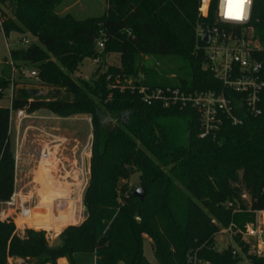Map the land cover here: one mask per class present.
I'll list each match as a JSON object with an SVG mask.
<instances>
[{
  "label": "trees",
  "instance_id": "1",
  "mask_svg": "<svg viewBox=\"0 0 264 264\" xmlns=\"http://www.w3.org/2000/svg\"><path fill=\"white\" fill-rule=\"evenodd\" d=\"M200 3L107 0L103 15L77 19L58 12L62 0H0L4 34L29 32L35 38L0 62V101L12 90L11 106H0V203L15 193L13 111L33 115L47 109L62 118L81 113L93 118L90 178L83 196L88 217L67 226L55 246L45 230H36L41 228L21 235L13 221L0 220V264L12 257L25 264H58L60 258L68 264H152L144 254L146 238L158 264H237L238 253L231 246L220 250L216 235L219 224L246 228L264 211V92L262 114L245 116L239 125L225 120L219 130L201 137L195 107L148 105L137 89H121L128 79L135 86L192 93L222 89L205 67L203 52L196 51L197 27L213 24L218 0H212L208 17L201 15ZM250 24L264 46V0H254ZM109 53L121 56L119 66H110L92 83L74 76L85 59ZM158 56L184 61L186 77L176 83H151L153 73L139 78V58ZM261 60L264 79V53ZM13 68L35 70L49 94L16 81ZM104 114L116 124H104ZM136 173L146 189L143 201L128 184ZM235 238L241 252L249 253L242 236ZM248 258L264 264V253Z\"/></svg>",
  "mask_w": 264,
  "mask_h": 264
},
{
  "label": "built area",
  "instance_id": "2",
  "mask_svg": "<svg viewBox=\"0 0 264 264\" xmlns=\"http://www.w3.org/2000/svg\"><path fill=\"white\" fill-rule=\"evenodd\" d=\"M212 0H201L199 11L202 16L208 17ZM241 0H218L212 25H198L196 30V51L204 54L205 67L214 72L222 83L221 90L188 91L178 87H150L146 85L135 86L132 80L121 89H137L143 101L152 105L162 103L165 107L178 104L195 107L200 115L202 124L201 137H206L219 130L225 120L233 125H239L244 117L262 114V95L264 92V79L262 76L264 46L260 43L255 29L251 26L252 9L254 0H243V10L240 12L238 5ZM240 12L241 18L236 15ZM224 26H229L225 28ZM208 42H204L206 35ZM104 39H100L98 47L104 48ZM95 60H99V57ZM13 70H15L13 68ZM15 70L14 72H16ZM21 72L28 78H35V70L22 69ZM113 87H118L114 85ZM32 116H35L34 114ZM29 117L24 109L13 111L11 122H21ZM77 118V117H75ZM78 119V118H77ZM91 126L93 118L87 115L84 118ZM51 138L40 151L39 164L44 163L50 167L56 160L57 147L67 142L64 136L55 135L49 131H41ZM93 137V134L91 135ZM93 138L83 148L81 166L87 167L92 156ZM89 162V163H88ZM83 188L79 190V193ZM15 192V191H14ZM249 200V196L245 195ZM34 204L29 198L16 191L11 198L0 203V220L13 221L16 231H25L31 226L25 224L30 217ZM33 228V227H32ZM31 228V229H32ZM245 234L248 238L258 240V254L264 253V225H247Z\"/></svg>",
  "mask_w": 264,
  "mask_h": 264
},
{
  "label": "rangeland",
  "instance_id": "3",
  "mask_svg": "<svg viewBox=\"0 0 264 264\" xmlns=\"http://www.w3.org/2000/svg\"><path fill=\"white\" fill-rule=\"evenodd\" d=\"M1 7L4 9V11L7 14H10V10L6 7ZM107 10V0H62V5L58 8V12L62 15H66L68 13L74 15L77 19H85L87 17H98L103 15ZM1 17H0V62L4 61L6 58L10 57V50L11 49H17V48H27L29 43L35 42L34 36L27 32L24 34H20L18 32H12L9 36H6L4 32L1 30ZM120 57L117 53H109L105 54L103 57L100 56L99 60L90 59L87 58L83 61V63L80 65V68L77 72H75L74 76L76 78H82L84 80H87L88 82L92 83L95 79L98 78L100 74L105 72L110 66H119L120 65ZM138 67L140 74L139 78H144L145 76L149 75L150 73H153L154 78H152L151 83H176L178 77H186L188 67L185 64L184 61L181 59H176L174 57H153V58H147L142 57L138 60ZM28 70H31L30 68H27ZM14 76V79L21 84H27L30 88H36L39 90V94L41 95H47L50 92V89L47 87H43L39 85L36 78H28L24 76L21 72L16 71L15 74H12V77ZM132 79H128L126 82H130ZM153 81V82H152ZM125 83V82H124ZM12 92V90L8 91V97H6L4 100L0 101V106L6 107L9 106L10 100L9 95ZM85 114V113H81ZM35 116L38 115V113L34 114ZM79 115V114H77ZM87 115V114H86ZM32 115H29V117H26L20 124L19 131L21 132V137L23 138L26 136V140L22 144L25 148V142H28V145L30 146L29 153L30 155H37L36 149L34 147L32 148L31 140H35V136H43L41 131H51L52 128H55L57 125V122L60 120L53 121L50 124L46 123H39L38 120L31 118ZM73 117H77L76 115ZM104 124H113L115 125L116 122L112 119L111 116L108 114L103 115ZM78 119L69 121V122H61V127H64L65 125H70L77 136H79V142L80 146L85 147L93 133V127L91 128L90 124L85 120L81 119L80 117H77ZM15 123H11V131L15 130ZM69 123V124H68ZM23 135V136H22ZM22 139H20V144L22 143ZM92 157V156H91ZM90 157V159H91ZM92 161V160H90ZM139 173H136L129 181V187L133 188L135 191L137 188H139L141 185ZM15 191V190H14ZM27 191V190H26ZM84 194V193H83ZM83 194H80L81 197ZM248 195V193L244 192L242 195V198L245 200V202H248V199L244 196ZM249 196V195H248ZM44 198V197H43ZM42 198V205H45L47 203L44 202V199ZM82 203V201H81ZM33 204V203H32ZM49 205V204H48ZM75 205V206H74ZM81 204V213H79V220H85L84 218V207ZM74 208H77V205L73 203ZM71 217L66 220V223H70L77 218ZM69 225H72L69 224ZM67 225V226H69ZM77 225V224H74ZM236 226L230 225L229 227H224L219 224L220 231L216 235V242L217 246L220 250L223 251V249L231 246L235 252L238 253V256H240V260L237 262V264H251L250 259L248 258V255L250 254H258V240L248 238L245 234L246 228L239 227L236 223ZM247 225H264V211L259 212V214H256V218L254 222H250ZM246 225V227H247ZM237 227V228H236ZM36 230H43V229H36ZM47 232V231H46ZM240 234L242 236V239L245 240L249 244V253L243 254L241 252V248L239 247L238 243L236 242L235 236ZM51 234L49 231L47 232V238L48 241L52 244L54 238L59 237L60 234ZM144 254L147 257V259L152 264H158L157 259L154 255V250L151 241L146 238L144 241ZM9 262V259H8Z\"/></svg>",
  "mask_w": 264,
  "mask_h": 264
},
{
  "label": "crops",
  "instance_id": "4",
  "mask_svg": "<svg viewBox=\"0 0 264 264\" xmlns=\"http://www.w3.org/2000/svg\"><path fill=\"white\" fill-rule=\"evenodd\" d=\"M9 106H11L10 103ZM31 118H36L39 123L46 124H50L53 121L60 120L59 122H57L58 126L52 128L53 130L49 132L54 133L55 135L66 137L67 142L62 143L57 147V155L55 158L56 160L50 167H47L44 163L39 164L40 151L47 143L51 142V138L42 132L41 133L43 134V136H41V138L39 136H35V140H31V144L32 148L34 147V149H36L37 155H30L29 149L31 145L29 146L28 142L26 141L25 148L23 147L22 144L26 140V136H24L23 138L21 137V132L19 131L20 124H17L16 122L14 126L15 130L11 131V142L14 147L16 157L15 192L18 191L21 194L26 195L31 203L34 204V206H39L42 209L52 207V205H60L59 207H65L68 209L73 208L75 209V217L79 220V213H81V204H83V196L85 195L83 193L85 192L90 178V164L84 168L81 166L83 149L82 146H80L81 142H79V136H77L73 128L70 125L61 127V122H69L77 118H62L58 116L41 117L39 115L33 116ZM20 139H22L23 141L21 144ZM81 188H83V190L81 191V193H79V190ZM80 194H83L82 197ZM43 196H46L48 199L46 197L43 198ZM42 198L47 204L42 205ZM73 202L78 203L77 208H74ZM84 211L85 210H83V212ZM55 212L57 214V211ZM37 222L38 220L36 221L27 219L25 224L31 226L32 228L36 226ZM82 222L83 220L77 222L76 224L78 225ZM65 228L67 227L63 226L52 228L46 225L41 227V229L47 232L49 231V233L53 235L56 233L60 234L63 230H65ZM19 234H24V231H19ZM9 262V264H25L22 258L12 257L9 258ZM63 263L68 264L67 259H58V264Z\"/></svg>",
  "mask_w": 264,
  "mask_h": 264
},
{
  "label": "bare ground",
  "instance_id": "5",
  "mask_svg": "<svg viewBox=\"0 0 264 264\" xmlns=\"http://www.w3.org/2000/svg\"><path fill=\"white\" fill-rule=\"evenodd\" d=\"M43 197L45 198L46 196H43ZM48 197H50V196H48ZM73 201H77V200H73ZM73 203L76 204V205L78 204L77 202H73ZM59 206H53L52 205V207H49V208H46V209H42L39 206H35V208L33 209L32 213H31V215H30V217L28 219L36 220V221L38 220L36 226H34V227H37V228H41V227H43L45 225L49 226V227H52V228H54V227H63V226L67 227V225H69L71 223L67 224L66 220L71 218V217H74L73 215L75 214V209H73V208L68 209V208L59 207ZM55 211H57V214H56ZM77 222L72 223V224H76Z\"/></svg>",
  "mask_w": 264,
  "mask_h": 264
},
{
  "label": "water",
  "instance_id": "6",
  "mask_svg": "<svg viewBox=\"0 0 264 264\" xmlns=\"http://www.w3.org/2000/svg\"><path fill=\"white\" fill-rule=\"evenodd\" d=\"M209 40V35L207 34L204 38V42H208ZM38 115L41 117H54V113L53 111L47 110V109H42L40 111H38ZM77 117H80L81 119H84L87 115L86 114H79L76 115ZM145 194H146V189L143 186H140L139 188H137L133 195L137 198H139L140 200H144L145 198ZM88 217V212L85 209L84 211V218L86 219ZM60 243V239L59 237L54 238L53 242H52V246L58 245Z\"/></svg>",
  "mask_w": 264,
  "mask_h": 264
},
{
  "label": "snow or ice",
  "instance_id": "7",
  "mask_svg": "<svg viewBox=\"0 0 264 264\" xmlns=\"http://www.w3.org/2000/svg\"><path fill=\"white\" fill-rule=\"evenodd\" d=\"M240 12L243 10V0H241L240 4L238 5ZM240 12L237 13L236 18L239 19L241 18Z\"/></svg>",
  "mask_w": 264,
  "mask_h": 264
}]
</instances>
